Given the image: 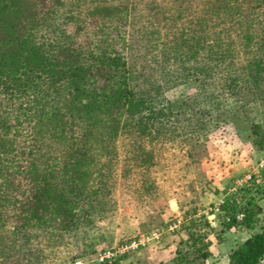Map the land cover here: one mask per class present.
Here are the masks:
<instances>
[{
	"label": "trees",
	"instance_id": "16d2710c",
	"mask_svg": "<svg viewBox=\"0 0 264 264\" xmlns=\"http://www.w3.org/2000/svg\"><path fill=\"white\" fill-rule=\"evenodd\" d=\"M140 46L148 49L137 53ZM263 67L264 0H0L5 263L39 264L46 234L72 232L124 204L132 207L125 219L152 229L159 222L153 203L163 197L187 198L195 212L188 171L202 157L205 125L242 121ZM167 75L193 80L201 91L213 85L212 106L196 97L176 110L159 105L157 79ZM226 94L239 105L221 114ZM258 127L251 125L254 144L264 149ZM239 192L220 208L222 229H252L259 221L258 190ZM207 245L198 235L190 247L205 257ZM263 258L264 218L259 231L230 249L228 264ZM93 264L124 263L117 257Z\"/></svg>",
	"mask_w": 264,
	"mask_h": 264
},
{
	"label": "rangeland",
	"instance_id": "374dc122",
	"mask_svg": "<svg viewBox=\"0 0 264 264\" xmlns=\"http://www.w3.org/2000/svg\"><path fill=\"white\" fill-rule=\"evenodd\" d=\"M147 49L146 46H140L137 53ZM247 59L244 58L246 63ZM142 61L140 59V62ZM245 66V79L250 82L253 79L249 74V65ZM167 76H164V80L160 79L163 77L157 79L154 101L159 105L176 110L185 99L196 97L204 106H212L213 85L208 84L201 91L193 80L181 76L179 80H173L174 75ZM255 84L258 86L256 101L249 103V97L246 99L249 105L244 108L246 112L240 114L243 116L242 121L234 123L226 118H219L211 119L205 125V134L201 140L202 157L199 163L192 165L188 171L193 182L186 191L192 192L194 204H198L195 212H191L187 198L179 203L174 197H163L153 203L159 222L152 229L125 219L132 207L124 204L115 215L85 223L72 232L46 234L47 237H43L44 241L39 245V264H93L102 262L100 256L108 251L116 252L110 261L120 257L124 264H228L230 249L259 231L264 218V149H259L254 144L255 135L251 129L252 124H257L258 131L264 133L263 72L258 74ZM237 105L239 101L234 96L226 94L220 97L221 114L237 110ZM178 143L174 153L177 159L181 160L180 146L184 145ZM247 186L258 190L254 194L261 207L259 221L252 229L241 226L222 229L218 220V215L223 214L221 206L233 198L239 200L240 189ZM243 216L244 211H238L235 220L241 221ZM177 218L181 219V225L175 232L162 235L158 241H149L144 247L134 251H118L133 239L148 236L156 231V228L160 229ZM198 235L208 244V254L205 257H196L194 249L190 247L193 238ZM4 237V232L0 230V243ZM195 244L197 246L199 242L196 241ZM18 256L16 253L12 259L15 261ZM6 257V253H2L0 248V264H6ZM180 257L182 260L178 262ZM259 264H264V258Z\"/></svg>",
	"mask_w": 264,
	"mask_h": 264
},
{
	"label": "built area",
	"instance_id": "2783aa9c",
	"mask_svg": "<svg viewBox=\"0 0 264 264\" xmlns=\"http://www.w3.org/2000/svg\"><path fill=\"white\" fill-rule=\"evenodd\" d=\"M180 225H181V219L177 218L173 222L167 223L165 226L154 231L152 234H150L148 236L133 239L127 245L121 246V248H119L118 251L120 253L130 252V251H134L136 249H139L141 247H144L146 244L149 243V241H152V240L158 241L162 235L171 234V233L175 232L180 227ZM115 254H116V252L108 251L107 253L100 256V261H102V262L108 261L109 262L114 257Z\"/></svg>",
	"mask_w": 264,
	"mask_h": 264
}]
</instances>
